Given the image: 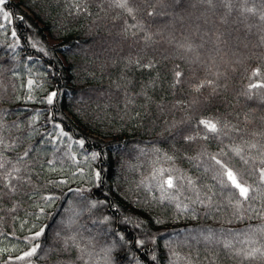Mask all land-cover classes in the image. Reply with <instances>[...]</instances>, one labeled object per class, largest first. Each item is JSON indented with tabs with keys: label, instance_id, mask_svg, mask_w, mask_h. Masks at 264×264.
<instances>
[{
	"label": "trees",
	"instance_id": "1",
	"mask_svg": "<svg viewBox=\"0 0 264 264\" xmlns=\"http://www.w3.org/2000/svg\"><path fill=\"white\" fill-rule=\"evenodd\" d=\"M230 3L231 11L218 0H130L133 19L112 0H5L0 16L10 13L11 23L0 29V137L10 147L0 152L23 181L0 198V264H28L15 257L35 244L31 264H264L259 253L235 254L264 250V197L237 213L210 159L259 183L247 174L252 161L245 165L232 149L264 144V135H251L264 133V88L253 89V99L243 95L264 82V21L241 12L243 5L259 13L264 0ZM258 67L261 75L250 79ZM176 71L183 75L174 87ZM206 81L212 85L193 90ZM200 119L229 127L185 141L204 134ZM53 124L71 140L53 145ZM256 152L245 148V158ZM161 168L191 178L201 198L215 193L212 204L193 203L185 180L179 201L187 211L161 200L160 177L152 179ZM70 236L77 246L69 240L64 251ZM224 239L232 249L216 243Z\"/></svg>",
	"mask_w": 264,
	"mask_h": 264
},
{
	"label": "snow or ice",
	"instance_id": "2",
	"mask_svg": "<svg viewBox=\"0 0 264 264\" xmlns=\"http://www.w3.org/2000/svg\"><path fill=\"white\" fill-rule=\"evenodd\" d=\"M115 7L124 9L128 13L129 16H132L133 19H135L134 11L135 9L130 6V0H112ZM144 3H147L148 0H143ZM177 4L181 2V0H175ZM202 3H207L209 6H213V0H201ZM219 3L223 4L225 7L229 8V11H231V3L230 0H218ZM5 3V0H0V6H2ZM244 3H247V0H244ZM2 11V9H0ZM241 12L243 13H250L253 16L259 15V19L261 21H264V10H261L259 13H257V10L254 7H243L241 6ZM148 16L155 15L154 11H149L147 13ZM11 23V14L3 11L2 16H0V29H4L7 24ZM134 27V26H133ZM11 35L13 37L16 36V32L12 31ZM264 39V37H262ZM189 50H191L189 48ZM152 65H146V67H151ZM183 75L180 71L175 72V84L174 87L181 83L180 77ZM261 75L260 68H256L252 71L251 78L259 77ZM28 87L31 89L34 81L28 80L27 82ZM212 81H206V82H200L198 84L193 85V90L196 92H199L201 88H204L206 86H211ZM264 88V82H257V83H251L248 85V90L243 93L248 99H253L254 93L253 89H262ZM57 93L52 92L47 97V103L51 105L53 103L54 97H56ZM31 98V97H30ZM220 124L219 120H207V119H200L198 121V126H203L204 134L201 135V133L197 132L196 135H186L183 137V139L189 143L194 142L197 138H202L204 140L209 139V133L215 135H218L223 128H228V124H223L222 127H218ZM234 132H239L240 129L232 126L231 128ZM253 137L256 135H264V133H252ZM48 137L50 138V142L53 145H56L57 143H63L64 138L67 137L68 140H71V137L68 135V133L64 132V130L61 128L59 124H53V131L48 133ZM77 145H79L81 148L84 145L83 140H77L75 141ZM0 145H2L5 149L9 148V145L4 144L3 137H0ZM69 149H71L72 145L69 143L67 145ZM245 148L251 150L256 149V155L249 156L248 158H245ZM232 151L234 154L243 161L245 165L249 164V161H252L253 168L251 171H249L248 175L258 174V181L259 183L256 185V187H253V184L248 183L247 179L244 178V173L238 172L234 170L232 167L229 166V164L217 156H211L210 159L213 161V168L215 170V174L213 175V179L217 181V184L219 188L221 189L222 194L226 195L228 198V204L233 207L236 212L238 213L244 206L245 203H248L252 200H256L260 197H264V189H262L260 186L264 185V144H259L258 142L252 143L245 141L241 145H236ZM28 155V152L24 153V156L26 157ZM95 153L92 154V158H96ZM223 155V153H222ZM24 157H21L20 159L23 160ZM72 160L75 162L76 157L75 155H72ZM168 159H172V157H168ZM258 162V163H257ZM10 163L6 161L3 157V153L0 152V198H2L3 195L7 194L3 192V189H7L8 193H15L17 190V185L13 183V181H23V177L17 175L20 173L21 169L19 167H16L15 165H12L11 169L9 170L6 165ZM19 163V161H18ZM51 163V162H50ZM100 174L96 173V178L99 179ZM157 177H160L158 180L159 184V190L161 192V200H169V201H176V207L178 209H181L182 211H187L188 206L186 204H183L179 201V195H182V189L183 185L179 183L180 180H185L186 185L190 187L192 192L194 193L195 199L192 200L193 203H199L205 206H209L213 202V196L215 193H211V189H209V193L204 194V198H201V192L195 187V182L191 178H186L183 176H173L170 170L166 169H155L152 175V179L156 180ZM63 183V182H62ZM143 183V181H142ZM79 192V190H77ZM175 193V194H173ZM191 199V197H189ZM46 200H52L53 197H45ZM92 207H96L95 204H92ZM13 211L15 209H12ZM264 231V230H262ZM44 232V229L42 228L40 231H37L34 233V235L30 238L31 240H36L39 238ZM56 236H60V232L56 233ZM71 240L72 246L76 247L75 244V237L70 236L67 237L64 240V251L68 250V241ZM204 240L208 242L213 241V236L208 235L204 236ZM138 244H142L143 241H138ZM216 243H220L223 245L225 249H232L233 244L230 240L224 239V240H217ZM252 243H255V241H252ZM40 248L39 244H35L31 246L28 250L23 251V253L19 256H16L15 259L18 261H28V264H31V258L37 254V250ZM2 251V250H0ZM256 253H259L261 256H264V250L261 248H253L250 251H238L235 254L236 255H243L245 259H255ZM78 259H83V256L78 257ZM155 259V257H153Z\"/></svg>",
	"mask_w": 264,
	"mask_h": 264
}]
</instances>
